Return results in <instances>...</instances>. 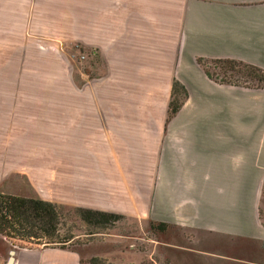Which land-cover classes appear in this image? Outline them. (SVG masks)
Returning a JSON list of instances; mask_svg holds the SVG:
<instances>
[{
	"label": "crops",
	"instance_id": "1",
	"mask_svg": "<svg viewBox=\"0 0 264 264\" xmlns=\"http://www.w3.org/2000/svg\"><path fill=\"white\" fill-rule=\"evenodd\" d=\"M23 1L73 17V105L12 103L0 193L154 224L155 263L264 264V83L223 82L199 62L264 74V0ZM115 235L108 250L12 253L0 235V264H140L126 243L141 234Z\"/></svg>",
	"mask_w": 264,
	"mask_h": 264
},
{
	"label": "rangeland",
	"instance_id": "2",
	"mask_svg": "<svg viewBox=\"0 0 264 264\" xmlns=\"http://www.w3.org/2000/svg\"><path fill=\"white\" fill-rule=\"evenodd\" d=\"M30 2L0 0V148L5 147V116L12 103L23 101L30 106L73 105V66L76 68L77 60L73 55V17L69 18L72 24H68L63 14L46 6L44 9L40 3L33 4L35 1ZM199 62L208 74L223 82L240 85L246 82L255 85L264 83L263 73L252 71L238 62L208 59ZM79 65L85 69L84 64ZM11 91H20L18 96L24 97H6L15 95ZM55 204L60 214L56 238H68L67 241L9 238V248L60 246L75 247L82 252L86 249L101 251L116 246L115 234L132 236L139 233L143 237L141 240L131 237L126 244L128 248L142 252L143 261L140 264H169L167 259L155 263L149 256L154 250L151 246L150 251L149 246L155 244L150 238H160L154 228L142 227L137 221L123 217L113 224L87 223L73 206ZM176 230L172 229L173 232ZM133 240L137 243L141 241L142 245ZM99 262L106 264L107 261L99 259Z\"/></svg>",
	"mask_w": 264,
	"mask_h": 264
},
{
	"label": "trees",
	"instance_id": "3",
	"mask_svg": "<svg viewBox=\"0 0 264 264\" xmlns=\"http://www.w3.org/2000/svg\"><path fill=\"white\" fill-rule=\"evenodd\" d=\"M246 67L252 71L255 70L250 66ZM179 88L178 83L175 82L173 95L177 93ZM179 105V100L173 96L169 104V117L177 111ZM75 209L83 221L92 224H113L121 217V215L105 211ZM59 223L60 214L55 203L36 197L0 193V235L6 239H44L45 242H65L68 238H56ZM150 226L155 228L154 224ZM157 227L164 229L165 225L159 224ZM91 261L95 264H101L96 257L92 258ZM106 264L114 263L106 262Z\"/></svg>",
	"mask_w": 264,
	"mask_h": 264
},
{
	"label": "water",
	"instance_id": "4",
	"mask_svg": "<svg viewBox=\"0 0 264 264\" xmlns=\"http://www.w3.org/2000/svg\"><path fill=\"white\" fill-rule=\"evenodd\" d=\"M10 252L12 253V252H13V250L11 249V250H10ZM10 259H11V258H10Z\"/></svg>",
	"mask_w": 264,
	"mask_h": 264
}]
</instances>
